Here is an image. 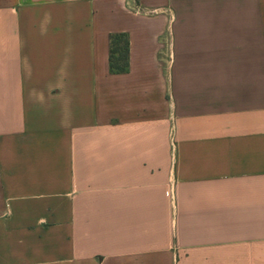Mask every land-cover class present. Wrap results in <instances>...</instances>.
<instances>
[{"label":"crops","instance_id":"0c3cea01","mask_svg":"<svg viewBox=\"0 0 264 264\" xmlns=\"http://www.w3.org/2000/svg\"><path fill=\"white\" fill-rule=\"evenodd\" d=\"M0 264H264V0H0Z\"/></svg>","mask_w":264,"mask_h":264},{"label":"trees","instance_id":"16d2710c","mask_svg":"<svg viewBox=\"0 0 264 264\" xmlns=\"http://www.w3.org/2000/svg\"><path fill=\"white\" fill-rule=\"evenodd\" d=\"M109 68L112 75H122L129 72V37L127 34L110 35Z\"/></svg>","mask_w":264,"mask_h":264}]
</instances>
